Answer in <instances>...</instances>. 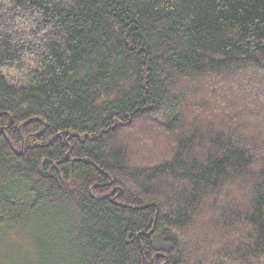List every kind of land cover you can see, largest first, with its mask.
Returning <instances> with one entry per match:
<instances>
[{"label": "trees", "instance_id": "obj_1", "mask_svg": "<svg viewBox=\"0 0 264 264\" xmlns=\"http://www.w3.org/2000/svg\"><path fill=\"white\" fill-rule=\"evenodd\" d=\"M0 227L26 264H264V0H0Z\"/></svg>", "mask_w": 264, "mask_h": 264}, {"label": "rangeland", "instance_id": "obj_2", "mask_svg": "<svg viewBox=\"0 0 264 264\" xmlns=\"http://www.w3.org/2000/svg\"><path fill=\"white\" fill-rule=\"evenodd\" d=\"M30 253V245L22 233L0 227V264H26Z\"/></svg>", "mask_w": 264, "mask_h": 264}]
</instances>
